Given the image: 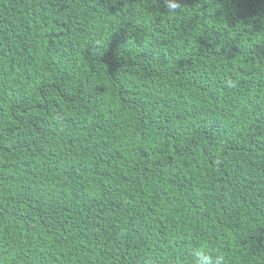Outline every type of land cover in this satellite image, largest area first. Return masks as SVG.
<instances>
[{"label": "trees", "instance_id": "16d2710c", "mask_svg": "<svg viewBox=\"0 0 264 264\" xmlns=\"http://www.w3.org/2000/svg\"><path fill=\"white\" fill-rule=\"evenodd\" d=\"M197 250L264 264V0H0V264Z\"/></svg>", "mask_w": 264, "mask_h": 264}, {"label": "clouds", "instance_id": "9594fccd", "mask_svg": "<svg viewBox=\"0 0 264 264\" xmlns=\"http://www.w3.org/2000/svg\"><path fill=\"white\" fill-rule=\"evenodd\" d=\"M173 7H175V5H173ZM195 255L199 258L195 261V264H218V261L214 262L212 257L206 254L205 251L197 250Z\"/></svg>", "mask_w": 264, "mask_h": 264}]
</instances>
